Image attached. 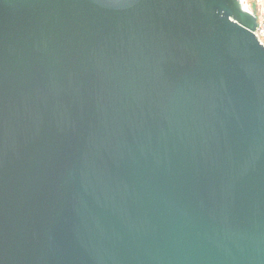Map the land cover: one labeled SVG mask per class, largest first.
<instances>
[{
    "label": "water",
    "instance_id": "1",
    "mask_svg": "<svg viewBox=\"0 0 264 264\" xmlns=\"http://www.w3.org/2000/svg\"><path fill=\"white\" fill-rule=\"evenodd\" d=\"M247 0H0V264H264V47Z\"/></svg>",
    "mask_w": 264,
    "mask_h": 264
},
{
    "label": "built area",
    "instance_id": "2",
    "mask_svg": "<svg viewBox=\"0 0 264 264\" xmlns=\"http://www.w3.org/2000/svg\"><path fill=\"white\" fill-rule=\"evenodd\" d=\"M247 5L253 10L256 21L253 34L264 47V0H247Z\"/></svg>",
    "mask_w": 264,
    "mask_h": 264
}]
</instances>
